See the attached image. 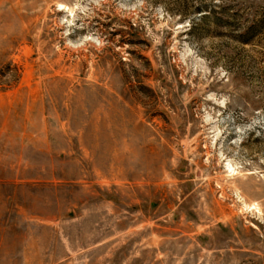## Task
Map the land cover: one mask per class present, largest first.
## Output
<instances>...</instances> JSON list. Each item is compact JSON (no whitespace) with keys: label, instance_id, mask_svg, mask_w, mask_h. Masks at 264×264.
Masks as SVG:
<instances>
[{"label":"rangeland","instance_id":"obj_1","mask_svg":"<svg viewBox=\"0 0 264 264\" xmlns=\"http://www.w3.org/2000/svg\"><path fill=\"white\" fill-rule=\"evenodd\" d=\"M0 264H264V0H0Z\"/></svg>","mask_w":264,"mask_h":264}]
</instances>
